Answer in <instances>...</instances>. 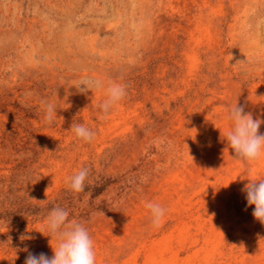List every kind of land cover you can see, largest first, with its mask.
<instances>
[{"label": "rangeland", "instance_id": "obj_1", "mask_svg": "<svg viewBox=\"0 0 264 264\" xmlns=\"http://www.w3.org/2000/svg\"><path fill=\"white\" fill-rule=\"evenodd\" d=\"M85 78L103 87L81 94ZM111 83L127 95L102 118ZM236 101L264 120V0H0V264L53 255L55 206L88 229L96 264H264L241 191L264 157L228 146ZM149 201L167 210L158 228Z\"/></svg>", "mask_w": 264, "mask_h": 264}, {"label": "clouds", "instance_id": "obj_2", "mask_svg": "<svg viewBox=\"0 0 264 264\" xmlns=\"http://www.w3.org/2000/svg\"><path fill=\"white\" fill-rule=\"evenodd\" d=\"M232 59L233 56L229 53V61ZM241 63L244 61H237L236 64ZM81 85L84 87H80ZM102 87L103 82L101 80L85 78L80 81L78 92L84 94L93 88L100 89ZM126 87L122 83L109 85L106 90L107 98L99 105L104 113L102 118H106L113 106L126 97ZM55 119H57L56 105L46 102V122L52 124ZM227 119L231 121V127L225 132V137L228 146L234 151L235 157L248 162H255L264 157V133L259 131L264 120L260 117L254 119L253 113L246 111L245 105H238L237 101L228 110ZM71 129L78 138L86 142H91L96 135L95 132L81 123H72ZM88 176V168H82L76 172L69 178L71 189L75 192H83ZM241 191L245 193L247 205H254L252 212L254 219L264 224V178L249 180ZM145 207L151 212L152 225L157 228L160 227L167 210L160 204L151 201L145 202ZM46 224L49 235L45 236L50 237V239L55 236L58 241L55 247L50 244L53 255L49 257L43 252L35 254L25 247L23 251L27 252L28 255L24 264H96L94 240L82 223L69 219V212L66 209L60 206L53 207L47 217ZM33 238L26 235L20 237L22 241Z\"/></svg>", "mask_w": 264, "mask_h": 264}]
</instances>
